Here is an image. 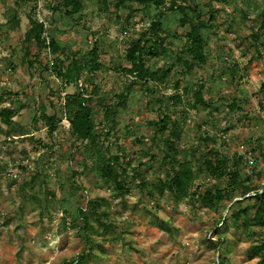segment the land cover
<instances>
[{"label":"rangeland","instance_id":"374dc122","mask_svg":"<svg viewBox=\"0 0 264 264\" xmlns=\"http://www.w3.org/2000/svg\"><path fill=\"white\" fill-rule=\"evenodd\" d=\"M17 1L0 0V111L15 109L17 124L8 129L0 119V264H67L85 252L88 264H257L249 248L258 237L243 225L245 218L229 222L226 241L216 249L218 240L211 232L224 209L202 208L196 196L178 205L168 198L151 199L146 186L152 187L169 169L162 162L165 147L160 135L153 138L157 127L150 125L164 112L181 123L183 157L196 159L206 147L229 158L243 155L253 184L264 185V28L259 17L264 0H196L202 19L212 13L215 20L207 33V64L183 77L176 58L187 54L190 25H181L182 15L169 11V6L184 0H165L163 15L133 2L126 3L131 9L116 11L113 7L121 0H81L82 11L72 16L65 7L54 11L62 0H26L21 6ZM185 6L195 8L191 1ZM30 12L60 46L57 54L43 50L33 66L23 48ZM14 17L19 23L15 26ZM159 20L164 24L166 53L158 59L148 57L146 63L162 70L164 83L136 81L131 86L126 52L134 41L151 35V23ZM95 42L100 69L91 73L88 66L78 84L66 85L56 73L62 62L66 57L89 61ZM82 86L98 90V144L127 169L129 192L124 195L96 175L87 180L83 166L99 164V158H87L82 165L75 158L86 142L70 135L63 98L81 92ZM200 86L208 107L199 104L192 109L193 93ZM128 88L125 108L105 118L106 108L118 102L115 96ZM176 94L181 99L174 106L169 98ZM43 109L59 120L52 134L41 118ZM205 137L217 140L204 142ZM74 171L78 175L71 178ZM216 183L203 177L193 190L200 194ZM81 194L102 204L89 232L96 245L92 250L80 230L82 222H74ZM233 197L240 198L238 191ZM162 222L173 227L172 234L158 227Z\"/></svg>","mask_w":264,"mask_h":264},{"label":"trees","instance_id":"16d2710c","mask_svg":"<svg viewBox=\"0 0 264 264\" xmlns=\"http://www.w3.org/2000/svg\"><path fill=\"white\" fill-rule=\"evenodd\" d=\"M25 1L18 0L16 5L21 6L26 3ZM188 1L195 4L194 9L185 6ZM131 2L149 11L151 9L156 12L159 11L160 15H163L161 8L164 6L165 0H121L113 8L116 11L121 8L131 9L130 5L126 4ZM196 3V0H184L183 4L185 5H177L175 1H172L169 6V11L182 15L180 20L181 25H190V31L186 35L187 54L184 57L177 56L176 58L177 62L184 69L179 74L182 77L189 75L195 66H204L208 61L207 45L210 40V34L207 33L213 28L212 24L215 19L212 13L208 14L207 19H202L204 14L200 13ZM60 7L69 9L66 14L72 16L80 14L83 4L81 0H62L56 8L54 7V11H58L61 9ZM259 17L261 18V26L264 28V10L259 14ZM28 19L29 29L25 34L23 48L25 59L28 60L30 66H33L39 62L43 50L57 54L60 51V46L55 38L49 35L46 36V25L34 17V12L28 14ZM11 22L14 26L19 24L15 17ZM163 25L162 20L153 21L150 27L151 35H143L128 48L126 59L129 66L125 71L127 74L133 76L131 86L136 81L144 84L150 81L158 84L164 83L163 78L165 76L162 74V70L152 69L146 63V58L158 59L161 53H166L161 38V33H164ZM253 35L255 39L256 34L253 33ZM95 44L96 42L92 50L89 51V61L85 59L84 62L76 59L70 60L66 57L64 63L62 62V69L56 73L66 85L78 84L82 73L88 66L91 73L100 69L98 65L99 52ZM175 66V63L172 64L169 71L171 72ZM234 67L238 69V64H235ZM236 74L239 73L236 72ZM175 86L177 89L179 88L178 81L175 82ZM185 91L188 92V89L185 88ZM97 92L96 87H91L90 90L88 87H83L81 92L67 94L63 98V111L69 121L68 129L70 135L78 142H86L83 150L77 153L75 158L81 162V165L87 158L92 161L95 158H99V164L94 162L91 167L87 165L83 166L84 171L87 173V180L92 181L91 179L96 175L106 187H112L119 195H124L129 192L126 182L128 178L127 169L122 166L118 156L107 157L98 144L100 135L94 122V110L98 106L99 101L95 96ZM129 97L130 88H128L126 93L116 95L115 98L118 102L106 108L105 118L116 114L118 109L123 110ZM169 99L172 100L175 106L177 103H180L181 96L176 94ZM193 99V103L190 106L192 109H196L199 104L207 106L203 95V86L194 91ZM229 107L233 110L236 104H230ZM15 114L16 110L10 107L0 111V119L8 129L17 125L13 120ZM41 118L48 126L50 134L54 133L57 129L56 125L59 122L56 115L47 116L43 109ZM150 125L157 127L153 138L155 139L156 135H160V139L163 141L165 147L162 162L167 163L169 169L166 171L165 177L159 178L157 182L153 183L152 187L146 186L147 196L151 199L158 198V200L168 198L174 205H178L186 198L196 196V200L202 208L215 211L224 209V213L218 218V225L221 224V226H213V231L211 232V237L218 240V243L215 245L216 249L226 241L229 222L233 221L237 223L242 218H245L246 221L243 225L251 228V234L258 237L257 241L249 248V257L251 259L258 258L257 264H264V185L256 186L253 184L252 175L245 170L247 166H243V162L247 160L246 157L240 155L229 158L215 149L206 147L203 151L200 150L198 152L199 155L196 159L189 160L183 157V152L179 150V144L182 139V127L179 121H172V118L164 112L160 120L151 122ZM216 140V137L210 140L208 137H205L203 141ZM243 171L246 173L245 178L242 176ZM77 175L78 172L74 171L71 178ZM203 177L215 180L217 183L206 187L204 192L199 194L193 188L195 187V183ZM140 180L143 184L144 180L142 178ZM196 187V189H200V186ZM237 191L240 194V198L235 200L233 193ZM78 203V214L74 222H82L80 230L85 232L84 237L87 243L91 245L90 250H92L96 245L89 232L93 229L91 224L102 204L99 200H90L83 194L78 197ZM227 209L229 210L225 214ZM104 227L108 229L110 226ZM158 227L168 234H172L174 231L173 227L163 222ZM89 259V254L85 252L83 255L74 258L71 262H67V264H88Z\"/></svg>","mask_w":264,"mask_h":264}]
</instances>
